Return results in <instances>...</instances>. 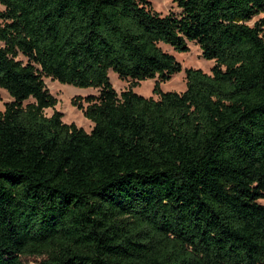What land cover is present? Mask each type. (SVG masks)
<instances>
[{"label": "trees", "instance_id": "trees-1", "mask_svg": "<svg viewBox=\"0 0 264 264\" xmlns=\"http://www.w3.org/2000/svg\"><path fill=\"white\" fill-rule=\"evenodd\" d=\"M173 2L0 0V264H264V0ZM189 43L209 73L133 91ZM44 78L97 91L89 132Z\"/></svg>", "mask_w": 264, "mask_h": 264}, {"label": "rangeland", "instance_id": "rangeland-1", "mask_svg": "<svg viewBox=\"0 0 264 264\" xmlns=\"http://www.w3.org/2000/svg\"><path fill=\"white\" fill-rule=\"evenodd\" d=\"M151 3L152 10L163 16L171 13L177 15L179 9L176 8L174 0H148ZM3 7L0 6V11ZM264 18V13L257 16L254 20ZM188 52H176L171 48L163 46V49L172 54L176 61L181 64L182 71L176 75L171 76L167 82H160L158 79H147L139 82L138 86L133 88V91L145 98L152 97L157 99V96L153 94V89L156 84L162 92H175L182 93L185 90V78L183 71L185 69H200L205 73H209L214 66V61H206L200 57V50L194 43L188 44ZM111 84L117 93H120L130 87V80L118 79L113 73L109 74ZM44 83L49 93L53 95L57 104L54 109H46L44 114L49 117L53 111H59L62 114V121L66 124H74L78 128L83 129L85 132H89L92 128V123L88 121L81 110L72 105V100L79 96L85 97L87 95H95L97 91L95 89H81L73 86L65 85L51 80L50 78H44ZM11 101L10 97L4 90L0 89V113L4 110V104ZM78 102V100H76ZM84 106V104H83ZM261 204H264V199L260 200ZM41 261L37 257H25L21 258L22 264H39Z\"/></svg>", "mask_w": 264, "mask_h": 264}]
</instances>
